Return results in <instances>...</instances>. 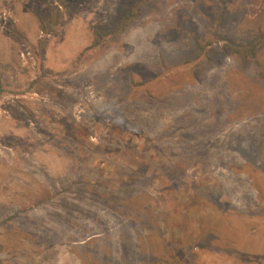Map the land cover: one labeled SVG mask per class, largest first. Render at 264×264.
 <instances>
[{
    "label": "rangeland",
    "instance_id": "obj_1",
    "mask_svg": "<svg viewBox=\"0 0 264 264\" xmlns=\"http://www.w3.org/2000/svg\"><path fill=\"white\" fill-rule=\"evenodd\" d=\"M258 36L264 0H0V264H81L70 235L111 241L127 224L170 245L144 264H264V46L241 57L226 41ZM66 53L73 70L56 71ZM192 123L204 161L185 158Z\"/></svg>",
    "mask_w": 264,
    "mask_h": 264
},
{
    "label": "trees",
    "instance_id": "obj_2",
    "mask_svg": "<svg viewBox=\"0 0 264 264\" xmlns=\"http://www.w3.org/2000/svg\"><path fill=\"white\" fill-rule=\"evenodd\" d=\"M63 1L64 0H59V2L61 4H63ZM137 8H138V6L137 7L133 6L132 11H128L127 13L124 14L123 21L120 23V26H119V27H121L119 29L120 32H121V30L124 27H127L129 24H131L133 21H135V19L138 16V14L135 13ZM60 9H61L60 6H56L54 8V10L56 12H60ZM225 13H226V9L223 10V12H222V14L220 16V20H218L217 27H219V30L225 24V19H226L224 17ZM57 20H58V17H55L53 22H51V25L44 24L45 27H42V25H41L42 32L45 35L44 38L48 39V37L52 34L53 28L56 25H58L57 24V22H58ZM40 22L42 23V20H40ZM219 30L217 31L218 32V38H217L218 40L222 37V35L219 33ZM262 39H263V37L260 38V36H258V37L253 38V41H247V42H245L243 44V43H234L228 37V38H226V41H231L229 43H233L232 44V48L230 50H228V52L231 55L236 54L237 56H241V57L246 56V57L254 58L255 54L257 53V49L256 48L258 46H264V40H262ZM42 42H43V39H42ZM41 46H42V51L45 54L44 42H43V45H41ZM196 46L199 48V44L196 45ZM226 47H227L226 44H224V46L221 47V50L225 51ZM199 49L201 51L203 50V48H199ZM212 50L216 51L215 49H212ZM204 52L207 53V52H209V50L206 49ZM205 56H207L209 58H212L209 55H205ZM152 83H153V81L147 80L143 84L144 86L143 85H141V86H143L145 88V87L151 86ZM107 89H109V87ZM183 95H181V97ZM110 97L111 96H109V98ZM227 98H228V96H227ZM107 99H108V96H107ZM243 100L241 101V104H238L239 107H245L246 103ZM120 101H122V99H120ZM112 106H114V105H112ZM219 109H220V111H223L224 114L228 113V110L224 109L223 106L220 107ZM216 110H218V108ZM235 111L236 112H234V115H232L233 118L231 117V113H229V115L226 114L225 116L226 117L228 116L231 121L233 119L234 121L237 122V124L238 123L240 124L242 122V120H240L241 116H240V113L238 112L239 109H237ZM223 116L224 115H220V118H223ZM252 117H254V116H252ZM216 119L219 121L218 118H216ZM187 127H188L187 128L188 131H190V129H191L190 133L192 134L191 140L193 141V143L189 144L190 148H192V149L190 150V155L185 157V158H187V159L196 158L199 161H204L205 153L203 152L202 148L206 145L204 143V140H206L207 131H203L201 129V127L200 128H198V127L194 128V124L193 123L191 125L187 126ZM209 128H211V126H209ZM205 129L208 130V126H206ZM222 136H223L222 138H226L227 141H229V143L227 142V144H229V145H227V148H231L232 146L235 147L234 144L237 143V142L242 144L241 141L239 140L240 139L239 137H236V139L234 140V137H232L234 135L222 134ZM211 137H212V135L210 134L209 138H211ZM207 140H209V139H207ZM220 143L222 145L225 144L223 141H220ZM185 158H183V160H185ZM262 167L263 166H260V167H258L256 169V171H257L256 175H258L259 177H261L263 175V173H261V171H260V169ZM133 180L135 181L134 178H133ZM57 182H56V185L53 188L54 190H50L49 186H46L47 190L53 191L54 193L60 192L61 190H58L59 189V185H58ZM79 182H80V180H75L73 183L77 184ZM127 185H132V184L128 182ZM202 188L206 190L209 187L203 186ZM198 195L200 196L201 192H199ZM44 200L48 202V197L45 198ZM184 217H182V219ZM54 219L56 220V222H61L60 218L57 217V216H55ZM187 220L189 222H193L194 221V220H192L190 218H187ZM116 222L117 221H115L114 223H108L109 229H111L112 225H116ZM178 222H179L178 225H179V227H181L184 236H189L190 234L192 235L193 229L188 226L187 221H186V223L183 220H179ZM121 228H122L123 231L118 232L117 236L115 237V241L113 242L111 240V241H109L107 244H105L103 246H101L99 244V242H98L99 240H101V238H98L97 240H93L94 242H92V241L86 242V243H84L82 245H80V242L83 239L82 237H76V236L73 237L72 235H70V237L68 239L70 241V244L74 248V251L76 253H79V257L81 258V264H144L145 260L143 261V257L146 254H150L152 256L154 254H157V256H153V257H154V259L156 261H158V262L155 261V263H160V262H163V259H167V258L171 257V254H170L171 252H170V248H169L170 245L165 240V236L163 237V233L161 231H154L155 229H152V228L149 229V233L144 234L143 237H144V239L147 236H149L150 238H149L148 241L147 240L143 241L144 239H142V240L139 239L141 235H137V234H139V232L134 228L133 225H129V224L122 225ZM64 230H67L70 233L74 232L70 227L69 228L67 227ZM80 230L81 229H79V231ZM124 230H126L127 232H125ZM113 234L115 235V233H113ZM76 235H80V234H78L76 232ZM98 244L102 248L98 247ZM146 244H148V246L150 245V246H153V247H150V248L148 246L146 247ZM159 252H161V256L160 257H159ZM86 258H87V260H86ZM82 259L85 261V263L83 262Z\"/></svg>",
    "mask_w": 264,
    "mask_h": 264
},
{
    "label": "crops",
    "instance_id": "obj_3",
    "mask_svg": "<svg viewBox=\"0 0 264 264\" xmlns=\"http://www.w3.org/2000/svg\"><path fill=\"white\" fill-rule=\"evenodd\" d=\"M85 14H86V16L87 17H89V18H92L91 17V15L89 14V12H85ZM97 17V16H96ZM67 21V20H66ZM68 23V22H67ZM57 26V25H56ZM120 26V24L118 25V27ZM88 28V26L86 25V23L84 22V21H82V32H83V30H86ZM118 32H120V30L118 31ZM96 34V33H95ZM97 36H99L98 34H96ZM69 42H70V40H69ZM68 42V43H69ZM81 44V43H80ZM52 47H53V45L51 44V47H50V49H52ZM93 46H92V44H87L86 45V47L84 48V49H88V50H92L91 48H92ZM58 56H59V54H58ZM57 56V57H58ZM67 56H69V54L68 53H66V54H62V56L60 57L59 56V58H63V63H62V66L61 67H58V65H57V68H56V71H58V70H62V69H65V70H73V69H70V67H72L73 65V63L72 62H70V59H68L67 58ZM70 66V67H69ZM67 67H69V68H67ZM66 72H68V71H66ZM68 73H70V72H68ZM103 85L104 86H109L110 85V80L108 81H105L104 83H103ZM110 88V87H109ZM109 96H112V95H109ZM103 97L105 98V100H107V95H103ZM117 98H120V97H117ZM123 99H124V97H122ZM122 98H120V99H122ZM119 99V100H120ZM122 99V100H123ZM108 101V100H107ZM122 104H123V102H122ZM112 105H118V103L117 102H115L114 104H112ZM135 182V181H134ZM100 216H102V214L100 213L99 214ZM116 218V217H115ZM110 220V219H109ZM108 220V221H109ZM107 221V222H108ZM111 221H115V219L113 218V216H112V218H111ZM121 225V224H120ZM122 226V225H121ZM73 234V233H72ZM117 234H118V232H116L115 233V235L114 234H112L113 235V237H111V238H109V239H111L113 242L115 241V237L117 236ZM95 236H98L97 234H95ZM69 240V239H68ZM91 240V238L90 237H88L87 239H82V241L80 242V245H82V244H84V243H86V242H89ZM92 240H93V238H92ZM108 236H104V240H103V237H101V240H99L98 242H99V244L101 245V246H103V245H105V244H107L108 242ZM99 244H98V247H101V246H99ZM102 248V247H101ZM71 250L72 251H74V248L72 247L71 248ZM75 252V251H74ZM100 253V252H99ZM73 254V253H72Z\"/></svg>",
    "mask_w": 264,
    "mask_h": 264
}]
</instances>
